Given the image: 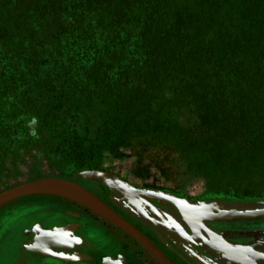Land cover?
Masks as SVG:
<instances>
[{
    "label": "trees",
    "instance_id": "16d2710c",
    "mask_svg": "<svg viewBox=\"0 0 264 264\" xmlns=\"http://www.w3.org/2000/svg\"><path fill=\"white\" fill-rule=\"evenodd\" d=\"M44 136L77 170L170 138L264 154V0H0V158Z\"/></svg>",
    "mask_w": 264,
    "mask_h": 264
},
{
    "label": "flooded vegetation",
    "instance_id": "af4514ba",
    "mask_svg": "<svg viewBox=\"0 0 264 264\" xmlns=\"http://www.w3.org/2000/svg\"><path fill=\"white\" fill-rule=\"evenodd\" d=\"M75 184L91 192L133 226L153 243L171 264H194L189 257L173 247L166 237L157 232L154 234L156 230L152 233L146 226L140 225L138 220L128 216L125 210H120L121 207L119 209L112 205L105 199V192H95L90 183ZM53 198L56 199L54 203H35L32 205L35 208L31 211L12 213L7 207L14 203L0 210V264H160L139 243L85 207ZM121 198L141 208L147 216L145 221L157 222L168 229L170 236L175 238L182 249L189 252L197 245L194 257L204 264H264V243L260 245V240L264 238L258 237L259 228L256 225L249 222L228 225L223 223L226 221H213L214 223L208 222L206 225L208 232L197 233L195 237L174 206L154 200L142 203L128 201L122 196ZM261 199H264V194L221 196L218 200L229 205L231 203L226 202L263 201ZM190 205L200 204L190 202ZM157 212L164 216L166 222L158 218ZM256 217L259 216L233 219L252 220ZM59 230L65 232L57 236L52 234ZM249 235L255 236L247 239ZM231 242L241 245L259 244L261 248L237 247Z\"/></svg>",
    "mask_w": 264,
    "mask_h": 264
},
{
    "label": "rangeland",
    "instance_id": "374dc122",
    "mask_svg": "<svg viewBox=\"0 0 264 264\" xmlns=\"http://www.w3.org/2000/svg\"><path fill=\"white\" fill-rule=\"evenodd\" d=\"M180 128L195 124L190 110L168 111ZM49 137H35L41 143L29 145L25 153L0 158V192L24 184L45 179H61L83 185L91 184L95 192H105V199L120 210H125L131 218L146 226L152 233L156 232L173 247L186 255L194 264H204L194 257L198 247L194 245L192 251H186L168 229L160 224L145 221L146 215L141 208L125 202L121 196L107 184L118 179L134 190H144L166 193L189 203H222L221 196H259L264 194V154L250 155L237 150L241 147L238 142L229 146V158L216 159L208 153L210 146L206 144L203 150L181 153L177 144L186 139H167L165 145L143 147L133 145L132 148L120 150V154L103 153L89 161L86 169L77 170L70 160L56 150L54 144L46 143ZM190 140V139H189ZM231 147L233 151L231 152ZM32 148V149H31ZM139 152V154H135ZM226 157V156H225ZM214 199V200H209ZM52 196H34L13 202L7 208L13 212L31 211L35 203H54ZM231 203V202H226ZM219 206V205H217ZM231 208V204L229 205ZM6 207V206H5ZM4 207V208H5ZM226 209L228 206H219ZM3 209V208H2ZM1 210V209H0ZM142 215V216H141ZM144 216V217H143ZM186 231V230H184ZM185 264V263H184Z\"/></svg>",
    "mask_w": 264,
    "mask_h": 264
},
{
    "label": "water",
    "instance_id": "95a60500",
    "mask_svg": "<svg viewBox=\"0 0 264 264\" xmlns=\"http://www.w3.org/2000/svg\"><path fill=\"white\" fill-rule=\"evenodd\" d=\"M106 183L110 184L120 196L128 201L147 203V200H154L159 203H166L174 206L181 213L183 220L187 223L195 237H197V233L207 231L204 227L206 221H228L233 218H248L264 215V210L255 212H224L216 210L213 213H209L213 210L192 206L189 201L172 195L137 191L118 179H113L111 183L109 179H107ZM34 196L57 197L83 206L139 243L160 264H171L153 243L113 212L95 195L85 188L67 180L45 179L0 192V209L18 200ZM156 215L161 221L166 222V219H164L161 213L157 212ZM64 232V230H59L52 234L57 236Z\"/></svg>",
    "mask_w": 264,
    "mask_h": 264
},
{
    "label": "crops",
    "instance_id": "0c3cea01",
    "mask_svg": "<svg viewBox=\"0 0 264 264\" xmlns=\"http://www.w3.org/2000/svg\"><path fill=\"white\" fill-rule=\"evenodd\" d=\"M232 201L235 200V199H231ZM263 201H256V202H247V203H241L239 201L237 202H232L231 201V208H229L230 204L229 205H225L223 203H205V204H200V205H197L196 207H201V208H208V209H211L213 210L212 212H209V213H213L214 211H224V212H255V211H263L264 210V199H261ZM255 203V204H254ZM219 204H222V205H225V206H228L226 207V209H221V207H219L220 205ZM219 205V206H217ZM208 222H213V221H206L205 222V225L204 227L208 230L207 228V223ZM245 222H249L251 223L252 225H256L258 226L259 230L257 231L258 232V237H261V238H264V215L262 216H259V217H256V218H253L252 220H239V219H233L231 221H226V222H223V223H228V225H230L231 223L233 224H241V223H245ZM214 223V222H213ZM221 223V222H219ZM254 223V224H253ZM250 224V225H251ZM246 225V224H245ZM255 235H249L247 239L249 238H253ZM262 243H264V240H260V245H262ZM232 245L234 246H244V247H253V248H257L261 246L259 244H245V245H241V244H238V243H233L231 242Z\"/></svg>",
    "mask_w": 264,
    "mask_h": 264
}]
</instances>
